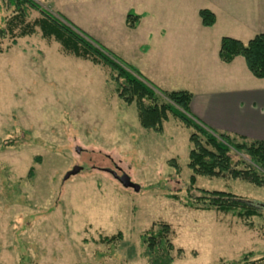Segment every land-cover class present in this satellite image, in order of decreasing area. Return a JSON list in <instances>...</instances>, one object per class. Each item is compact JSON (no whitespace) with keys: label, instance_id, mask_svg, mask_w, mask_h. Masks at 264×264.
<instances>
[{"label":"rangeland","instance_id":"obj_1","mask_svg":"<svg viewBox=\"0 0 264 264\" xmlns=\"http://www.w3.org/2000/svg\"><path fill=\"white\" fill-rule=\"evenodd\" d=\"M36 1L136 66L140 35L125 26L120 0ZM179 8L192 12L190 5ZM13 11L0 0V28ZM38 16L29 9L27 20ZM108 77L107 68L64 54L38 28L0 39V143L12 142L0 148V264H148L142 236L162 222L172 231V264L264 257L262 216L250 227L231 214L188 206L207 189L262 207L264 186L196 175L197 188L189 189L192 129L173 118L161 134L143 128L134 102L124 103ZM230 155L234 163L248 160ZM103 168L127 174L139 189L123 187ZM118 232L115 242L102 240Z\"/></svg>","mask_w":264,"mask_h":264},{"label":"trees","instance_id":"obj_2","mask_svg":"<svg viewBox=\"0 0 264 264\" xmlns=\"http://www.w3.org/2000/svg\"><path fill=\"white\" fill-rule=\"evenodd\" d=\"M7 4L13 7L14 11L5 20L4 27L0 28V39L6 36L13 39L30 36L38 28L41 38L58 43L60 51L64 54L107 68L108 78L115 83L117 96L126 104L134 102L139 124L143 128L161 134L163 123L173 118L186 128L192 129L188 136L190 149L187 166L192 172L188 180L189 189L197 188L196 175L240 179L259 187L264 186V140L247 139L202 127L188 116L191 92L164 91L153 87L134 66L118 60L104 47L74 27L64 16L52 14L36 0H7ZM29 9L39 14L31 22L27 20ZM198 16L204 26H212L215 22L214 14L208 9H200ZM138 17L133 12H127L125 16L127 27L134 28ZM236 56L243 57L248 71L254 77H264V33L254 35L247 42L227 36L221 37L218 49L220 61L229 63ZM11 143L2 141L0 148ZM231 152L242 154L248 160L234 163ZM171 165L177 168L172 159ZM199 192V196L195 198L191 196L192 201L188 206L231 214L250 227L254 217L262 216L264 227V213L260 214L264 206L261 207L232 192L207 189H199ZM171 232L169 225L162 222L156 230L150 229L143 234L148 264H172L174 246L170 238ZM120 236L121 233L118 232L105 236L102 240L111 243ZM177 251L182 252L181 249ZM262 258L250 259L246 253L229 264H259Z\"/></svg>","mask_w":264,"mask_h":264},{"label":"crops","instance_id":"obj_3","mask_svg":"<svg viewBox=\"0 0 264 264\" xmlns=\"http://www.w3.org/2000/svg\"><path fill=\"white\" fill-rule=\"evenodd\" d=\"M120 3L124 5V23L129 11L139 16L134 28L125 23L140 35V46L146 45L143 51L137 46L134 67L138 71L153 85H163L164 91L191 92L188 115L202 127L264 140V77H254L241 56L229 63L218 57L221 37L247 42L264 33V0H120ZM182 5H190L192 12L186 14L180 8L175 9ZM200 9L214 14L212 26L201 24ZM134 46L129 45L130 49Z\"/></svg>","mask_w":264,"mask_h":264},{"label":"water","instance_id":"obj_4","mask_svg":"<svg viewBox=\"0 0 264 264\" xmlns=\"http://www.w3.org/2000/svg\"><path fill=\"white\" fill-rule=\"evenodd\" d=\"M75 150L78 152L80 150L79 147H76ZM77 168L73 169L72 171L68 172L65 175V178L69 176V174L75 173ZM110 169H107L109 171ZM111 171V170H110ZM109 171V172H110ZM111 173L114 175V177L117 179V181L125 188H132L134 191H137L139 189V185L135 184L131 181L129 176L125 173H122L120 175L115 174V172L111 171Z\"/></svg>","mask_w":264,"mask_h":264},{"label":"flooded vegetation","instance_id":"obj_5","mask_svg":"<svg viewBox=\"0 0 264 264\" xmlns=\"http://www.w3.org/2000/svg\"><path fill=\"white\" fill-rule=\"evenodd\" d=\"M103 169H105V170L107 171V169H109V168H103ZM110 170L113 171V172H115V174H117L115 170H112V169H110ZM110 170H109V171H110ZM109 171H108V172H109ZM111 171H110L109 173L114 177V175L111 173ZM120 174H121V173H120ZM117 175H119V174H117ZM114 178H115V177H114ZM115 179H116V178H115ZM116 180H117V179H116Z\"/></svg>","mask_w":264,"mask_h":264}]
</instances>
